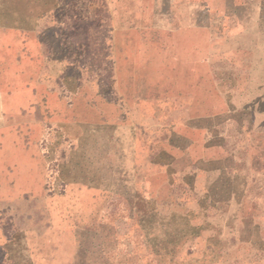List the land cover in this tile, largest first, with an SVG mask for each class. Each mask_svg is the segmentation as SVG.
<instances>
[{
  "label": "rangeland",
  "instance_id": "1",
  "mask_svg": "<svg viewBox=\"0 0 264 264\" xmlns=\"http://www.w3.org/2000/svg\"><path fill=\"white\" fill-rule=\"evenodd\" d=\"M184 4L0 0V264H167L176 244L162 240L150 209L171 205L159 204L164 193L142 195L147 173L136 178L133 166L162 171L137 152L154 144L144 130L149 123L196 116L185 112L192 99L179 103L177 96L179 88H193L185 75L198 71L185 64L195 43L187 29L198 20L194 5ZM214 14L202 13L203 27L217 23L221 35L233 26ZM207 35L203 30L202 39ZM235 119L241 123L245 115ZM256 148L249 149L254 160L239 155L216 171L199 167L180 180L192 191L174 189L173 197L192 205L195 223L245 208L249 191L264 208V178L248 179L251 189L245 182V171H264ZM149 180L150 187L166 184L160 176ZM210 186L217 188L211 197ZM230 225L235 238L228 235V247L245 251L235 216L228 218V234ZM208 248L185 243L173 260L213 264L204 257ZM228 264H245V257Z\"/></svg>",
  "mask_w": 264,
  "mask_h": 264
},
{
  "label": "crops",
  "instance_id": "2",
  "mask_svg": "<svg viewBox=\"0 0 264 264\" xmlns=\"http://www.w3.org/2000/svg\"><path fill=\"white\" fill-rule=\"evenodd\" d=\"M221 1L222 6L217 7L211 0H186L187 4L184 5H194L198 24L187 29L188 35L194 34L188 39H193L195 43L193 58L190 55L185 64L193 66V72L198 67V71L185 75L183 80L194 82L193 88L187 90L185 87L183 92L179 88L177 96L179 103L183 99H192L188 103L192 109L185 112L196 116L181 123H149L144 130L154 144L140 147L137 152L146 161L156 163L162 171L149 174L153 172L150 164L141 166L135 161L133 172L136 178L147 173L145 187L141 191L143 196L157 199L164 193L162 198L160 196L162 202L159 204L161 207L163 202L171 205L170 211H162L158 205L150 209L152 214L157 213L162 240L168 242L169 246L171 243L176 244V250H180L185 243L201 241L208 243L209 248L204 257L213 264H218V259L224 260L220 264H228V258L239 257H245V264H264V208L258 205L259 200L254 192L245 193V208L243 205L236 213L226 211L220 221L216 220L217 216L203 217L198 223L194 222L195 216L190 213L192 205L185 200L178 202L172 194L174 189L180 193L181 190L192 191L191 187L178 184L183 178L191 177L199 167L204 168L205 172L212 169L216 171L217 164H227L239 155L245 156L247 162L249 149L253 146L257 147L256 161L264 159V151L258 148L264 146V0ZM211 11L226 23L234 21L233 26L221 35L217 34V23L212 25L210 22L207 27H203L202 13L211 15ZM203 30L208 33L204 40L201 37ZM202 41H206L204 46ZM201 67L205 70L203 74ZM241 114L245 115V121L240 123L235 116ZM137 131L138 127H134L132 136ZM195 153L197 157H194ZM249 160L254 159L249 157ZM159 176L166 180V184L150 187L149 179L152 178L153 182ZM257 176L264 178V171L247 170L245 182ZM248 183L250 189L254 187L253 181ZM168 189L171 191L168 192ZM205 189L210 197L217 192L215 187ZM234 216L237 218V228H241V235H236L237 241L245 242V251L242 252L230 245L228 247L227 243L228 235L230 241L233 236L235 238L233 225H230L229 234L227 232L228 218L233 219ZM172 250L169 249L165 255L168 257L167 264H176L173 259L177 251L175 248Z\"/></svg>",
  "mask_w": 264,
  "mask_h": 264
},
{
  "label": "trees",
  "instance_id": "3",
  "mask_svg": "<svg viewBox=\"0 0 264 264\" xmlns=\"http://www.w3.org/2000/svg\"><path fill=\"white\" fill-rule=\"evenodd\" d=\"M168 262V261H167Z\"/></svg>",
  "mask_w": 264,
  "mask_h": 264
}]
</instances>
